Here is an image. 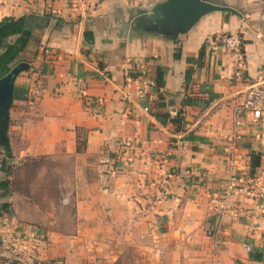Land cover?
I'll list each match as a JSON object with an SVG mask.
<instances>
[{
    "label": "crops",
    "instance_id": "1",
    "mask_svg": "<svg viewBox=\"0 0 264 264\" xmlns=\"http://www.w3.org/2000/svg\"><path fill=\"white\" fill-rule=\"evenodd\" d=\"M164 1L0 0V20L32 23L16 62L29 64L15 79L24 99H13L10 151L0 150L15 162L82 152L116 158L100 179L105 195L75 200L68 234L41 227L38 206L0 191L10 205L0 211V264H264V205L241 196L219 233L207 234L226 178L264 174V109L236 135L231 117L247 88L264 83V0H203L236 14L209 13L172 37L144 18ZM223 34L241 40L240 66L215 44ZM40 233L83 243L64 251Z\"/></svg>",
    "mask_w": 264,
    "mask_h": 264
},
{
    "label": "rangeland",
    "instance_id": "2",
    "mask_svg": "<svg viewBox=\"0 0 264 264\" xmlns=\"http://www.w3.org/2000/svg\"><path fill=\"white\" fill-rule=\"evenodd\" d=\"M17 86V84H16ZM78 146L84 145L85 131H78ZM2 159L3 152L0 150ZM11 155V154H10ZM12 158V156H10ZM8 162L13 166L10 177L9 193L5 195H22L30 206H38L41 227L68 234L75 228V200L83 197L105 195L102 190L107 178L108 166L113 156L83 154L63 157L40 156L25 157ZM116 159V158H115ZM114 159V160H115ZM107 166V167H106ZM120 167V164L117 165ZM116 167V168H117ZM16 198L13 200L15 202ZM37 204V205H35ZM40 239L51 242L56 248L67 251L83 243L79 236L54 237L40 233ZM110 238V237H104Z\"/></svg>",
    "mask_w": 264,
    "mask_h": 264
},
{
    "label": "built area",
    "instance_id": "3",
    "mask_svg": "<svg viewBox=\"0 0 264 264\" xmlns=\"http://www.w3.org/2000/svg\"><path fill=\"white\" fill-rule=\"evenodd\" d=\"M215 44L222 46L225 51L230 52L237 60V64L242 61V43L238 36L223 34L215 39ZM238 68L234 76L243 79ZM264 83L250 85L243 101L233 107L231 112L233 134L241 129L246 123L256 124L263 116L264 109ZM239 138V137H238ZM243 196L260 205H264V174H253L245 176L242 174H230L213 198V216L217 223L213 230L208 231V235H217L223 219L230 213L235 203ZM249 252L250 248L246 247Z\"/></svg>",
    "mask_w": 264,
    "mask_h": 264
},
{
    "label": "water",
    "instance_id": "4",
    "mask_svg": "<svg viewBox=\"0 0 264 264\" xmlns=\"http://www.w3.org/2000/svg\"><path fill=\"white\" fill-rule=\"evenodd\" d=\"M217 11L236 14L231 8L203 0H166L157 4L144 18L152 31L172 37L189 30L203 16ZM28 70V63L18 62L0 78V147L7 153L10 151L7 137L8 113L13 102L15 79L20 73Z\"/></svg>",
    "mask_w": 264,
    "mask_h": 264
},
{
    "label": "trees",
    "instance_id": "5",
    "mask_svg": "<svg viewBox=\"0 0 264 264\" xmlns=\"http://www.w3.org/2000/svg\"><path fill=\"white\" fill-rule=\"evenodd\" d=\"M31 24V19L26 16L17 19L6 17L0 20V50H2L0 53V78L5 76L10 71L11 67L16 64L19 54L29 46L32 38ZM86 36L87 35L85 34V40L87 39ZM12 37H14V40H10ZM178 56V53H176L175 57L178 58ZM156 84L158 87L163 86L162 73L160 72V69H157ZM24 94V89L15 87L13 99L23 100ZM172 122L174 124L178 123V117L174 118ZM77 145H79L78 141ZM84 145L82 144V147L78 146L76 148L77 153H81L84 150ZM10 158V154L5 153L0 161V171L5 175V177L12 174V166L8 163ZM258 165L259 157L258 155H255L252 159L251 174L254 172V169L258 167ZM9 188L10 181L8 179L0 181V191L8 192ZM9 207V204L0 203V211H8ZM259 258L260 254L255 253L253 259L257 260Z\"/></svg>",
    "mask_w": 264,
    "mask_h": 264
}]
</instances>
